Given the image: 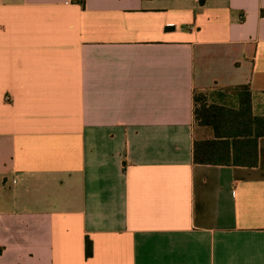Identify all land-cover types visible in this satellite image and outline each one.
I'll return each mask as SVG.
<instances>
[{
    "label": "crops",
    "instance_id": "crops-1",
    "mask_svg": "<svg viewBox=\"0 0 264 264\" xmlns=\"http://www.w3.org/2000/svg\"><path fill=\"white\" fill-rule=\"evenodd\" d=\"M244 85L264 116V0H0V264H264V137L193 155Z\"/></svg>",
    "mask_w": 264,
    "mask_h": 264
},
{
    "label": "trees",
    "instance_id": "trees-1",
    "mask_svg": "<svg viewBox=\"0 0 264 264\" xmlns=\"http://www.w3.org/2000/svg\"><path fill=\"white\" fill-rule=\"evenodd\" d=\"M79 1L85 6V0ZM233 92L230 96L224 94ZM205 98L213 102L208 104ZM195 121L212 131L214 139L194 142V162L200 165L257 167L259 139L264 137V116H255L249 86L195 94ZM233 102L235 105L227 106ZM86 256H92V242L86 240Z\"/></svg>",
    "mask_w": 264,
    "mask_h": 264
},
{
    "label": "rangeland",
    "instance_id": "rangeland-1",
    "mask_svg": "<svg viewBox=\"0 0 264 264\" xmlns=\"http://www.w3.org/2000/svg\"><path fill=\"white\" fill-rule=\"evenodd\" d=\"M224 94H226V95H228V96H230L231 94H234L233 92H227V93H224ZM204 101H206L208 104H210L211 102H213V100L211 99V98H205V100ZM227 106H233V105H235V103L233 104V102H230V103H228V104H226ZM196 126L199 128V126H198V123H196ZM199 130V129H198ZM197 130V131H198ZM202 134H205V133H202ZM201 136V135H200Z\"/></svg>",
    "mask_w": 264,
    "mask_h": 264
}]
</instances>
